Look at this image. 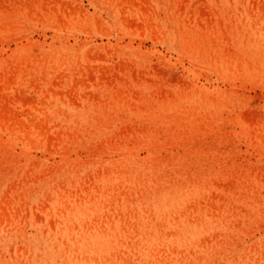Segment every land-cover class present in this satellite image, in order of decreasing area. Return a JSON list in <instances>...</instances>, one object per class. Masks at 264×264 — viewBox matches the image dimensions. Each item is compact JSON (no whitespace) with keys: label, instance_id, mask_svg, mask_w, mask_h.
I'll return each mask as SVG.
<instances>
[{"label":"rangeland","instance_id":"obj_1","mask_svg":"<svg viewBox=\"0 0 264 264\" xmlns=\"http://www.w3.org/2000/svg\"><path fill=\"white\" fill-rule=\"evenodd\" d=\"M231 1L0 0V264H264V0Z\"/></svg>","mask_w":264,"mask_h":264},{"label":"bare ground","instance_id":"obj_2","mask_svg":"<svg viewBox=\"0 0 264 264\" xmlns=\"http://www.w3.org/2000/svg\"><path fill=\"white\" fill-rule=\"evenodd\" d=\"M129 1V0H128ZM185 1V0H184ZM231 1V0H230ZM150 2V1H149ZM180 2V1H179ZM232 2V1H231ZM140 3H141V1H140ZM147 3V2H146ZM250 3V2H249ZM137 4V3H136ZM27 5H28V3H27ZM33 5V4H32ZM126 5V4H125ZM143 5V4H142ZM147 5V4H146ZM180 5V4H179ZM184 5V4H183ZM52 6V5H51ZM178 6V5H177ZM55 7V6H54ZM123 7V6H122ZM132 7V6H131ZM60 9H62V7L60 8ZM124 10V9H123ZM56 11V10H55ZM147 11V10H146ZM124 12V11H123ZM157 12V11H156ZM61 13V12H60ZM57 14V13H56ZM146 14H148L147 12H146ZM157 14V13H156ZM144 15V14H143ZM150 15V14H149ZM127 16H129V15H127ZM132 17V16H131ZM141 17V16H140ZM145 17V16H144ZM147 17V16H146ZM135 18V17H134ZM148 18V17H147ZM149 18H150V16H149ZM152 18V17H151ZM64 19V18H63ZM145 20V19H144ZM149 20V19H148ZM148 20H146V21H148ZM151 20V19H150ZM135 21V20H134ZM137 21H139L138 19H137ZM142 22V21H141ZM159 22V21H158ZM137 23V22H136ZM153 24V23H152ZM160 24V23H159ZM132 25H134V24H132ZM148 25V24H147ZM158 26H160V25H158ZM142 27H144V26H142ZM156 29V28H155ZM154 29V30H155ZM154 34V33H153ZM153 36V35H152ZM155 37V36H154ZM26 58V57H25ZM32 58V57H31ZM23 122V121H22ZM20 124V123H19ZM22 124V123H21ZM23 125V124H22ZM28 132V131H27ZM26 133V132H25ZM24 133V134H25ZM28 135V134H27ZM29 138V137H28ZM6 156V155H5ZM4 159V158H3ZM19 160V159H18ZM3 168V167H2ZM7 192V191H6ZM14 194V193H13ZM16 194V193H15ZM10 203V202H9ZM5 206V205H4ZM5 209V208H4ZM23 209V208H22ZM9 215V214H8ZM19 219V218H18ZM27 220V219H26Z\"/></svg>","mask_w":264,"mask_h":264}]
</instances>
